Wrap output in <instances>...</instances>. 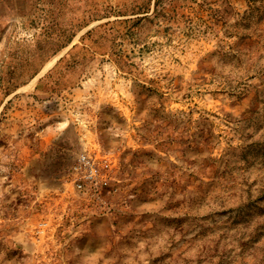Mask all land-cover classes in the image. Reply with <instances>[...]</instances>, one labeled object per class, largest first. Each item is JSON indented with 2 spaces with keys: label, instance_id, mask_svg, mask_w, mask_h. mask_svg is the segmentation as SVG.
Returning a JSON list of instances; mask_svg holds the SVG:
<instances>
[{
  "label": "rangeland",
  "instance_id": "1",
  "mask_svg": "<svg viewBox=\"0 0 264 264\" xmlns=\"http://www.w3.org/2000/svg\"><path fill=\"white\" fill-rule=\"evenodd\" d=\"M0 264H264V0H0Z\"/></svg>",
  "mask_w": 264,
  "mask_h": 264
},
{
  "label": "built area",
  "instance_id": "2",
  "mask_svg": "<svg viewBox=\"0 0 264 264\" xmlns=\"http://www.w3.org/2000/svg\"><path fill=\"white\" fill-rule=\"evenodd\" d=\"M72 182L79 192L97 193L105 183L101 166L89 154L81 155L73 170Z\"/></svg>",
  "mask_w": 264,
  "mask_h": 264
}]
</instances>
